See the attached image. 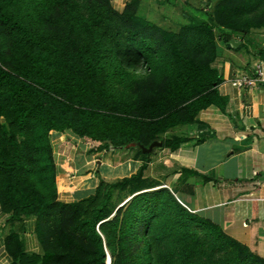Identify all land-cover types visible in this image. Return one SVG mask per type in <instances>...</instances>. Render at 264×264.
<instances>
[{"label": "trees", "instance_id": "obj_1", "mask_svg": "<svg viewBox=\"0 0 264 264\" xmlns=\"http://www.w3.org/2000/svg\"><path fill=\"white\" fill-rule=\"evenodd\" d=\"M104 1L83 15L75 0H0V208L10 220L34 217L42 248L40 255L26 256L18 235L11 233L6 243L12 264H105L106 253L110 264H162L151 259L147 243L158 195H166L177 216L197 224L214 247L227 249L228 258H207L204 264H264L218 226L187 212L166 188L142 192L156 185H141L148 161L137 149L142 159L136 158L141 165L134 174L109 183L98 179L93 194L77 202L56 200L49 132L56 137L68 131L97 143L92 150L100 152L133 141L148 145L175 126L197 124L201 110L223 102L216 91L220 77L215 73L205 80L182 52L178 38L208 26L223 40L225 33L239 41L242 37L234 27L224 31L214 12L208 22L190 20L177 36L129 12L137 0L121 13ZM145 35L157 36L170 57L168 73L159 77L164 87L155 97L138 95L135 79L142 77L136 78L118 57L120 46L132 42L151 71L156 59ZM188 140L173 136L162 147L171 152ZM33 154L38 156L33 159ZM34 163L53 177L45 192L30 180ZM177 172L178 182L197 175L185 168ZM124 190L130 199L110 216L112 194ZM51 242L59 246L54 249Z\"/></svg>", "mask_w": 264, "mask_h": 264}, {"label": "crops", "instance_id": "obj_2", "mask_svg": "<svg viewBox=\"0 0 264 264\" xmlns=\"http://www.w3.org/2000/svg\"><path fill=\"white\" fill-rule=\"evenodd\" d=\"M254 43L240 42L236 51L226 49L224 43L223 58L217 60L220 82L216 86L222 104L201 110L197 124L178 125L166 133L189 140L174 151L165 149L175 170L163 188L172 189V197L187 212L215 224L224 235L264 259V38ZM241 75L255 77L257 83L243 89L231 87L230 82ZM57 134L51 154L59 202L86 198L93 194L98 179L113 182L134 174L141 165L132 156L118 159L112 152L93 151L68 131ZM94 167L95 178L91 176ZM124 167L131 168L127 175ZM180 168L197 175L178 182ZM11 233L18 235L26 256L41 254L34 217L10 220L0 208V264H12L6 243Z\"/></svg>", "mask_w": 264, "mask_h": 264}, {"label": "rangeland", "instance_id": "obj_3", "mask_svg": "<svg viewBox=\"0 0 264 264\" xmlns=\"http://www.w3.org/2000/svg\"><path fill=\"white\" fill-rule=\"evenodd\" d=\"M22 1L26 3V0ZM131 1L105 0L104 3L114 12L121 13ZM75 2L83 15L99 9L98 0H75ZM127 10L143 21L177 36L180 34V28L183 25H188L190 20L198 23L208 22V15L214 12L217 16V21L224 26L222 29L227 32L228 29L226 28L228 26L234 27L236 31L242 34L240 42H244L245 45L252 46L251 42H255L254 44L258 45L260 38H264V0H137L136 8L130 6ZM208 27L209 30H197L194 34H187L185 38H178L181 42L180 48L182 52L198 68L199 73L205 80H209L210 77H214V74L217 73V60L223 58L222 53L224 50V40L216 31V28H213V26ZM145 37H148V35H145ZM147 39L150 45L149 49L152 50V54L156 59L151 71H146L145 63L136 55L135 45L132 42L120 46L118 57L129 70H132L136 78L142 77L139 81L135 79L138 95L155 97L164 87V82L159 77L168 73L170 57L167 54L166 45L159 41L157 36H149ZM239 46L234 51L238 50ZM167 132L159 135L155 140L163 142L173 137L166 134ZM2 138L3 134L0 132V143L4 145ZM54 139L55 137L51 138L49 132L47 140L50 149ZM82 140L89 147H96L97 143L94 144L87 139ZM162 146L154 149L146 157L148 162L142 173L143 180L141 185L144 187L156 185L154 187L156 189L147 188L142 192L162 189L167 183L169 174L175 170L165 157L166 150ZM134 150L120 148L101 152L103 154L112 152L111 155L116 156L118 159L131 156L142 159ZM37 156V154H33V159ZM43 162V159L39 160V163ZM32 167L35 172L30 176L31 182L40 192H45L53 177H50L49 172L38 171L35 163L32 164ZM124 169L125 175L131 170L130 167H124ZM114 175L118 176L119 172ZM166 190L172 196V189ZM128 199H130L128 191H115L109 204L112 212L110 216H113L116 208ZM155 203L147 235L149 256L153 261L159 260L162 264H204L207 258L213 261L228 258L227 249L219 250V248L214 247L212 240L201 231L197 224L177 216L166 195H158ZM46 234L47 232H42L44 238H46ZM57 245L52 242L49 244L54 249L57 248ZM108 257L109 255L106 253L105 260Z\"/></svg>", "mask_w": 264, "mask_h": 264}, {"label": "water", "instance_id": "obj_4", "mask_svg": "<svg viewBox=\"0 0 264 264\" xmlns=\"http://www.w3.org/2000/svg\"><path fill=\"white\" fill-rule=\"evenodd\" d=\"M224 41H225V48L228 50H235L240 42L234 38L231 37L230 34L225 33L224 34ZM162 145L161 140H154L151 141L148 145H142L138 142H130L126 144L123 149L124 150H134L137 149L140 151L141 154L145 155L146 157L149 156L154 149L160 148ZM105 264H109V257L105 260Z\"/></svg>", "mask_w": 264, "mask_h": 264}, {"label": "built area", "instance_id": "obj_5", "mask_svg": "<svg viewBox=\"0 0 264 264\" xmlns=\"http://www.w3.org/2000/svg\"><path fill=\"white\" fill-rule=\"evenodd\" d=\"M259 74V73H258ZM257 83V80L255 77H247L245 75H241L239 77H236L230 82L231 87L236 89H243L247 87H252L254 84Z\"/></svg>", "mask_w": 264, "mask_h": 264}]
</instances>
